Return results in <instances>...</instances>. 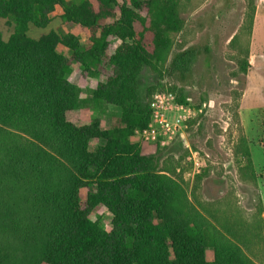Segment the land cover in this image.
Here are the masks:
<instances>
[{"label":"trees","instance_id":"trees-1","mask_svg":"<svg viewBox=\"0 0 264 264\" xmlns=\"http://www.w3.org/2000/svg\"><path fill=\"white\" fill-rule=\"evenodd\" d=\"M158 2L0 0V20L13 30L7 40L0 31V131L5 135V126L12 135L0 171L3 182L32 188L39 221L48 222L47 264H264V228L254 233L241 219H230L237 231L216 227L162 166L163 147L136 135L151 121L157 92L148 102L140 94L153 56L136 24L145 13L171 25L173 15L156 12ZM57 9L88 41L55 30L31 37L33 27H49ZM74 70L78 84L70 81ZM89 79L97 84L85 97ZM177 101L190 106L186 96ZM96 106L115 109L110 128L95 116L82 120ZM238 148L240 173L255 180L243 133ZM101 208L112 215L110 231L94 220ZM8 259L0 249V264Z\"/></svg>","mask_w":264,"mask_h":264},{"label":"rangeland","instance_id":"rangeland-1","mask_svg":"<svg viewBox=\"0 0 264 264\" xmlns=\"http://www.w3.org/2000/svg\"><path fill=\"white\" fill-rule=\"evenodd\" d=\"M157 6L156 12L173 15L172 24L159 25L155 17L145 13L144 19L136 24L138 36L153 56L151 65L140 76V94L148 102L155 91H172L177 98L186 96L194 109L203 110L187 122L183 139L161 149L162 166L183 187L191 205L204 212L216 227L237 231L230 219H241L254 233L261 234L264 228V0H159ZM61 13V9L55 11L46 29L33 27L31 37L38 39L55 30L88 41L89 33L62 22ZM0 31L6 40L13 32L5 20H0ZM79 80L80 71L74 70L70 81L78 84ZM96 84V79H89L83 96H91ZM115 114L113 107L96 106L83 113L82 120L98 117L102 128L108 129ZM3 127L6 134L0 131V153L2 147H9L12 139L11 130ZM242 133L249 141L255 180L239 171L238 141ZM187 143L206 160L203 171L195 176L188 160ZM97 145L92 142L90 150H95ZM21 185L11 178L3 182L0 171V219L8 220L0 224V249L9 256L5 264H47L44 253L48 222H43L45 217L39 221L41 210L34 205L32 188ZM81 193L85 198L86 192ZM98 219L106 231L111 230L112 215L107 209L98 210L94 220ZM251 242L255 243V239Z\"/></svg>","mask_w":264,"mask_h":264},{"label":"built area","instance_id":"built-area-1","mask_svg":"<svg viewBox=\"0 0 264 264\" xmlns=\"http://www.w3.org/2000/svg\"><path fill=\"white\" fill-rule=\"evenodd\" d=\"M151 109V121L144 130H137L136 135L141 141L151 144H158L160 147H167L176 140L185 137L187 122L202 109H194L185 106L177 101V96L172 91H157L149 102ZM189 150L188 160L191 162L193 174L198 175L205 166V157L193 149L187 143Z\"/></svg>","mask_w":264,"mask_h":264}]
</instances>
